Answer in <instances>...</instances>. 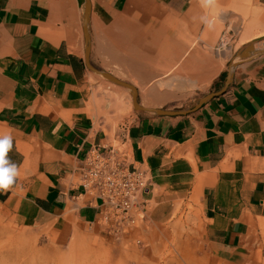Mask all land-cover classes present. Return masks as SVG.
<instances>
[{
  "label": "crops",
  "instance_id": "1",
  "mask_svg": "<svg viewBox=\"0 0 264 264\" xmlns=\"http://www.w3.org/2000/svg\"><path fill=\"white\" fill-rule=\"evenodd\" d=\"M89 2V63L133 86L149 109L194 107L220 91L228 70L209 53L218 55L216 23L264 35V0L207 10L200 0ZM83 12L77 0H0V134L12 135L19 170L0 202L26 223L90 224L101 201L80 169L92 146L120 137L148 179L146 220L129 238L180 231L175 240L200 264H264V55L237 62L226 88L195 111L134 109L114 126L125 119L115 97L126 109L130 90L86 66Z\"/></svg>",
  "mask_w": 264,
  "mask_h": 264
},
{
  "label": "rangeland",
  "instance_id": "2",
  "mask_svg": "<svg viewBox=\"0 0 264 264\" xmlns=\"http://www.w3.org/2000/svg\"><path fill=\"white\" fill-rule=\"evenodd\" d=\"M221 10L215 9V21ZM214 26L216 30L211 46L217 42L226 27L223 23H216ZM233 27L237 34L234 40H229L223 52L217 55L209 51L218 61L226 63L227 70L230 65L239 62L237 58L233 63L234 57L249 43H257L255 50L264 47V35L249 39L245 34V24L239 22ZM98 77L103 82L107 81L102 76ZM105 83L110 85L109 82ZM100 89L104 93L105 88ZM115 99L118 101L117 112L125 119L113 120L114 126L119 123L129 124V117L134 110L132 103H127L125 109L123 99ZM192 107L183 106L168 110H188ZM119 138L111 144L126 152V144ZM140 226L136 229L137 233ZM182 233L171 232L166 240L163 236L159 237L156 231L150 238L137 234L134 239H111L98 227L74 218L69 221L59 219L53 225L26 223L17 219L13 211L0 202V264H200L196 258H192L189 247H182L175 240V234L179 237ZM135 239L140 242L137 243ZM195 251L193 249V253Z\"/></svg>",
  "mask_w": 264,
  "mask_h": 264
},
{
  "label": "built area",
  "instance_id": "3",
  "mask_svg": "<svg viewBox=\"0 0 264 264\" xmlns=\"http://www.w3.org/2000/svg\"><path fill=\"white\" fill-rule=\"evenodd\" d=\"M236 34L231 27L224 29L214 52H223ZM126 157V152L114 145L97 144L89 149L80 169L83 187L101 201L97 217L89 225L111 239L128 238L146 220L144 193L148 179Z\"/></svg>",
  "mask_w": 264,
  "mask_h": 264
},
{
  "label": "water",
  "instance_id": "4",
  "mask_svg": "<svg viewBox=\"0 0 264 264\" xmlns=\"http://www.w3.org/2000/svg\"><path fill=\"white\" fill-rule=\"evenodd\" d=\"M78 5L79 6H83L84 8V12H83V32H84V36H85V40H86V47H85V64L86 66L100 74L102 77H104L105 79L112 81L116 84H119L121 86H124L126 88H128L130 90V94H131V98H132V106L134 109H140V110H147V111H152L158 115H185L188 114L192 111H195L196 109H198L203 103H205L208 99L214 97L215 95H217L218 93H221L226 86L229 84V82L231 81L232 78V74H233V69L230 70V66H229V70L226 74V78L224 80V84L223 87L220 89V91H216V92H211L208 93L207 95L201 97L198 102L194 105V107L188 109V110H167V109H149V108H145L141 105H139V103L137 102V92L136 89L131 86L130 84H127L123 81H120L116 78H114L112 75L106 73V72H102L99 71L97 69H95L88 60V51H89V46H88V32H87V25H88V21H89V16H90V2L89 0H77ZM240 57L243 59H248L254 56H260V55H264V48H262L260 51H256L255 50V43H249L248 46H246L240 53H239Z\"/></svg>",
  "mask_w": 264,
  "mask_h": 264
},
{
  "label": "clouds",
  "instance_id": "5",
  "mask_svg": "<svg viewBox=\"0 0 264 264\" xmlns=\"http://www.w3.org/2000/svg\"><path fill=\"white\" fill-rule=\"evenodd\" d=\"M216 0H200L203 8L211 9ZM202 21L212 27V21L207 15L201 17ZM13 148V137L9 134H0V191H8L16 183L19 176L18 166L8 158V153Z\"/></svg>",
  "mask_w": 264,
  "mask_h": 264
},
{
  "label": "bare ground",
  "instance_id": "6",
  "mask_svg": "<svg viewBox=\"0 0 264 264\" xmlns=\"http://www.w3.org/2000/svg\"><path fill=\"white\" fill-rule=\"evenodd\" d=\"M255 44H257V43H255ZM261 45V44H260ZM262 48H264V47H261L260 49H258V50H256L257 52L258 51H260ZM238 58V61H241V60H243V58H241L240 57V55L239 54H237L235 57H234V60H233V63L235 62V60ZM235 65H230V70H232V68L234 67ZM100 75V74H99ZM129 90V89H128Z\"/></svg>",
  "mask_w": 264,
  "mask_h": 264
},
{
  "label": "trees",
  "instance_id": "7",
  "mask_svg": "<svg viewBox=\"0 0 264 264\" xmlns=\"http://www.w3.org/2000/svg\"><path fill=\"white\" fill-rule=\"evenodd\" d=\"M224 76H225V73H223L222 77L224 78Z\"/></svg>",
  "mask_w": 264,
  "mask_h": 264
}]
</instances>
